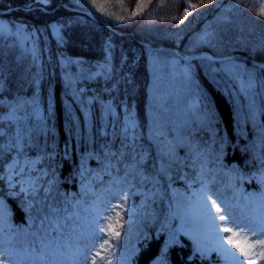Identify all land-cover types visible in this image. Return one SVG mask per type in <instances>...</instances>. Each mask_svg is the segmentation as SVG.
<instances>
[{"label": "trees", "instance_id": "trees-1", "mask_svg": "<svg viewBox=\"0 0 264 264\" xmlns=\"http://www.w3.org/2000/svg\"><path fill=\"white\" fill-rule=\"evenodd\" d=\"M138 3L145 7L134 15ZM188 3L200 7L185 18ZM261 3L0 0L11 31H0V175L13 153H27L43 156L51 178L48 194L39 191L25 208L0 178L13 234L0 246L3 264L69 254L61 225L59 235H45L33 221L75 204L72 221L85 226L92 214L81 208L90 195L76 183L102 167L94 157L131 147L146 153L145 182L159 193L134 198L133 220L108 247L116 264H235L216 250L202 257L177 232L169 185L190 151L203 148L218 154V167L247 178L236 182L241 196L264 193V68L255 64L264 63ZM168 49L233 57L182 59Z\"/></svg>", "mask_w": 264, "mask_h": 264}, {"label": "rangeland", "instance_id": "rangeland-1", "mask_svg": "<svg viewBox=\"0 0 264 264\" xmlns=\"http://www.w3.org/2000/svg\"><path fill=\"white\" fill-rule=\"evenodd\" d=\"M5 1L11 2V0ZM8 29V25L0 20V30L8 32ZM198 154L199 152L197 151L191 154L190 160L186 165L187 168L184 167L179 172L178 183L172 184L170 187L173 209L179 221V226L182 229L204 228L207 231L206 234L209 233L211 241L218 244V233L213 221L209 219L204 209V194L208 192L211 193L212 199L216 200V203L222 209V214H226L227 218L235 221L241 227H249L248 229L257 232L264 230L258 226L260 224L249 225L252 223L251 209L255 210L256 205H251L249 208L247 205L234 203L229 199L233 192V186L222 187L224 183L233 178L228 172L220 170L218 171L217 180L209 184H201L216 171L212 166L203 167L204 163L210 159L209 155L199 158ZM16 157L14 156L5 166L4 182L12 194H27L30 189H35L40 185L36 181L38 172L34 173L36 172L38 160L36 161L35 158L31 157L18 160ZM101 174L100 172H96V179H99ZM136 176L139 177V181L135 180ZM144 177L139 158L132 156L129 163L125 165L122 174L116 175L97 189L96 192H98L99 197L93 201V206L101 207V209L97 213V221L99 222H96L92 230L93 235L88 236L82 233L84 237L78 239L76 233L81 231L75 226L68 227L70 243L74 242L73 244L78 245L77 249L79 251L77 257L73 259L72 264H92L91 260H95L96 264H109L105 252V240L101 237L108 239L110 233L101 232L99 228L104 227L108 223H114L118 219L116 216L117 212H119V224H116L115 228L118 230L121 227L131 212V208L127 203L128 201L126 199L122 200L121 194H127L130 188L133 189L134 194H142L144 190L138 187V183ZM89 189H91V186ZM234 196L236 197L235 194ZM233 201L235 200L233 199ZM212 212L215 213V208H212ZM6 215L7 212H3L2 216L5 217ZM4 217L0 216V225L5 220ZM216 219L219 224H224V221H219L218 217ZM220 234L226 236L227 232H224L223 228H221ZM2 235L4 236L0 230V237ZM89 242L91 243L90 245ZM97 252H100V256L96 255ZM258 264H264V259L260 258Z\"/></svg>", "mask_w": 264, "mask_h": 264}, {"label": "snow or ice", "instance_id": "snow-or-ice-1", "mask_svg": "<svg viewBox=\"0 0 264 264\" xmlns=\"http://www.w3.org/2000/svg\"><path fill=\"white\" fill-rule=\"evenodd\" d=\"M44 2H48V0H44ZM94 6L98 7V10L101 12L106 11L104 5H94ZM144 7H145L144 4L138 3L134 15L139 14ZM199 7L200 5L198 4L188 3L185 8L184 17L187 18V16L190 15L192 11L196 10ZM256 14L264 17V3L257 5ZM183 22H184L183 20H180V23ZM210 35L211 34H206V36H210ZM126 195H127L126 193L121 194V199L122 200L126 199ZM212 208H215V213L212 212ZM204 209L209 219L213 221V224L218 233L217 235L218 248L214 250L220 252L222 258L226 262L232 261L235 262V264H243V261H241L238 257H236L235 254L232 253L231 250L227 247V245L224 243L225 240L227 241L228 244H232L233 247H236L238 251L242 253L244 260H247L248 264H254V260L251 257L259 256V258L264 259V230L257 232L255 230L245 228L243 232L239 231L238 229L241 226L237 224L235 221H232L231 219L227 218L226 214H222L221 207L216 203V200L212 199L211 193L208 192H205L204 194ZM54 211L55 210L52 209L48 213H45L41 218H39L40 230L44 232L45 235H50V232L48 231L49 229H51L52 232H57L58 235L60 233V222L52 214ZM116 216L118 219H116L114 223H108L104 227L99 228V231L101 232L110 233V237H109L110 239H117L120 234L119 231L116 230L115 228V225L119 224V212L116 213ZM217 217L219 221H224V224H219L216 219ZM35 222L36 221L34 220L33 223ZM221 228H223L224 232L230 233V235L223 236L222 234H220ZM249 232H251L252 234L248 235ZM101 238L105 240V244L108 243V239L103 237ZM234 240L239 241V244L235 243ZM41 244H42V248L46 247L43 241L41 242ZM241 244L244 247H241L240 246ZM257 248L260 249L258 253L257 251H255V249ZM196 251L200 252L202 257L206 255V250L204 249L197 248ZM3 255L4 253L0 252V256ZM96 255L100 256V252H97ZM0 264H3L2 259H0ZM92 264H96L95 260H93ZM109 264H111V262H109Z\"/></svg>", "mask_w": 264, "mask_h": 264}]
</instances>
